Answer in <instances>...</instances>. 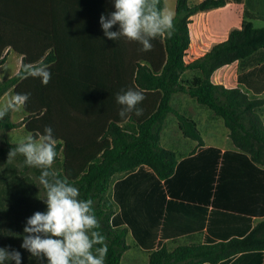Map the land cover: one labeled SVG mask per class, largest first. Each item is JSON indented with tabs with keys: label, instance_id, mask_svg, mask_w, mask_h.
<instances>
[{
	"label": "trees",
	"instance_id": "16d2710c",
	"mask_svg": "<svg viewBox=\"0 0 264 264\" xmlns=\"http://www.w3.org/2000/svg\"><path fill=\"white\" fill-rule=\"evenodd\" d=\"M104 3L105 16L115 11L114 0H104ZM224 4V0H203L189 6L187 0H176L174 32L170 38L152 40L153 47L146 52L141 51L142 45L137 43V49L132 52L135 61L124 62L126 55L122 49L116 53L121 60L113 67L115 76L119 78L113 88L116 93L121 89L143 92L145 99L138 105L143 109V114L139 117L133 112L128 118H121L118 114L121 108L119 104L118 112L117 107L111 112L113 109L105 102L109 113L102 111L103 101L97 97L100 92L97 89L103 88L99 77L103 70L112 69L110 65L87 68V97L83 96L86 94L83 91L76 90L71 91V97L66 96L70 84L59 78L42 86L44 94L33 97L32 77L21 79L18 75L25 64L24 59L18 73L5 81L0 80V98L8 91L12 94H29L23 107L25 117L22 122L27 134L36 137L44 133L46 126L53 128L57 140L54 163L58 162L60 152L62 158L60 169L55 172L79 189L80 199L93 201L94 214L100 225L96 230L106 238L108 246L105 264H120L122 254L128 249V234L136 247L148 254L147 264H229L236 256L253 258L254 264L262 263L264 221L253 224L250 216L211 211L204 225L203 241L178 246L172 251L166 249L163 241L174 240L177 236L160 227L165 217L171 216L169 213L175 204L169 201L164 204L162 188L175 195V187L172 189L171 184L178 181L181 173H188V162L193 160L190 157L178 164L176 153L160 146V134L168 115L175 117L184 138L196 141L199 147L203 145L196 123L171 106L175 94H187L221 119L234 148V151L221 154L224 161L227 156L233 157L238 172L248 169L264 175V123L261 120L264 99L249 98L238 88L225 89L210 82L216 70L264 50V27L255 28L250 22V15L246 13L248 20L242 23L239 30H232L226 41L212 46L203 57L192 63L186 65L183 60L189 45V17ZM158 7L163 9V0H160ZM2 8L0 2V66L4 63L5 56L2 55L6 48L10 47L18 53L12 36L2 33V18L7 17ZM55 55H58V51ZM53 58L56 56H47L43 63L48 64ZM60 70L59 66L49 68L55 74ZM187 71L194 75L187 78ZM244 87L254 96L264 91V88L257 89L255 86ZM52 88L66 91L46 92ZM114 103L117 104L116 94ZM99 110L104 114L97 113ZM10 114L11 111L0 120V130L17 127L11 122ZM3 142L0 157L16 147ZM207 152L203 154L211 155H204L208 156L205 160L210 165L216 164L220 151L208 148ZM17 156L25 159L22 155ZM23 165L24 170L28 171L30 167ZM21 174L24 175L23 172ZM115 176L121 179L112 182ZM16 180L11 178L14 184ZM216 186L218 192L219 189L225 190V185L219 186V179ZM110 188L111 197L108 199L106 194ZM10 189H0V248L28 253L21 248L26 225V220L19 218L18 209L23 206L22 201L19 200L18 190L15 187ZM146 193L150 198L148 195L145 200ZM25 207L23 213L27 214L30 206ZM200 210L204 212L202 208ZM201 216L204 218V213ZM3 225L7 231L2 230ZM39 263L47 264L46 258H41Z\"/></svg>",
	"mask_w": 264,
	"mask_h": 264
},
{
	"label": "crops",
	"instance_id": "0c3cea01",
	"mask_svg": "<svg viewBox=\"0 0 264 264\" xmlns=\"http://www.w3.org/2000/svg\"><path fill=\"white\" fill-rule=\"evenodd\" d=\"M202 1L187 0L189 6L197 5ZM224 1L225 4L222 7L198 12L189 17L187 25L189 45L186 50L188 63L203 57L212 46L226 41L232 30H239L242 23L248 20L245 17L246 13L250 15V22L255 28L264 27V0ZM0 2L3 4L2 9L7 16L2 18L1 30L3 32H1L12 36L18 50V53H15L8 47L3 52L2 56H5V60L2 67L8 58H12L13 66L8 71L5 80L18 73L23 59L25 64H37L47 56L51 58L56 56L47 65L49 68L59 66L61 70L58 74L50 71V82L58 78L67 80L70 86L67 87L66 96L70 95L71 97V91L76 90L83 91L86 93L83 96L87 97L86 86L88 85L86 83L89 82L88 76H86L87 68L92 65H100L104 68L110 65L112 69L103 70L99 77L103 88L97 89L100 90L97 97L103 101V112L109 113L107 106L113 109L111 112H114L117 107L118 112L119 105L114 103L116 92L113 86L118 83L119 78L115 76L113 67L117 65L116 63L120 64L121 57L116 53L122 49L126 55L123 58L124 62L135 61L132 58V52L137 49L138 42L129 41L124 37L114 41L104 36L99 23L101 14L105 15L104 0H0ZM167 2L172 3L168 8H166ZM163 3L162 10L168 9L175 14L176 0H163ZM7 18L17 21H8ZM117 30V26L112 29V31ZM57 51L58 55H55ZM118 71L119 69L117 74ZM193 75V72L185 73L187 78ZM213 77L218 86L225 89L238 88L245 92L249 98L264 99V91L258 96H254L244 87L247 85L249 88L253 86L257 89L264 88V50H258L243 60L216 70ZM31 83L33 97L36 98L39 93H45L39 78H32ZM80 85L85 86L81 87ZM63 90L52 88L51 90L47 89L46 92L66 91ZM196 105L198 104L196 103ZM99 111L97 113L104 114L101 110ZM176 111L192 119L196 123L199 133L200 128L210 130L211 121L201 127L194 117H190L188 112L191 110L186 106H182L181 110L177 109ZM15 113L17 112L11 111L10 120ZM166 120L160 134V146L175 152L178 164L190 157L193 160L188 162L190 165L186 170L188 173H181L178 181L171 184L172 189L175 187V195L170 194V190L168 192L167 188H162L161 193L165 195L164 204L168 201L175 204L169 213L171 216H166L165 221H161L160 227H163L167 233L177 236L174 240L168 239L163 242L173 244L183 241L185 242L183 245L201 243L205 234L204 225L211 211L220 210L250 216L253 224L264 221V175L248 169L238 172L233 157L227 156L224 161L221 154L225 151H234L228 138L227 129L225 128L226 133L222 144L212 142L213 139L208 138L209 134L200 133L203 145L199 147L196 141L184 138L178 127V133L182 138L181 142H162L161 135L165 131ZM261 120L264 123V114L261 115ZM11 122L13 121L11 120ZM208 148H217L220 151V156H216L218 162L214 165H210L205 160V157L208 156L204 155H211L203 154L208 153ZM210 167L214 168L210 169ZM217 178L219 186L225 185V190L219 189L218 192ZM120 179L119 177L114 181ZM148 195L149 193L145 194V200ZM201 208L204 212L200 210ZM202 213H204V218L201 216ZM250 263H253V258L236 256L229 264ZM261 264H264V251H262Z\"/></svg>",
	"mask_w": 264,
	"mask_h": 264
},
{
	"label": "clouds",
	"instance_id": "9594fccd",
	"mask_svg": "<svg viewBox=\"0 0 264 264\" xmlns=\"http://www.w3.org/2000/svg\"><path fill=\"white\" fill-rule=\"evenodd\" d=\"M160 0H114L115 11L107 16L101 14L100 25L104 36L117 41L121 37L142 45L141 51H150L152 40L170 38L174 32L175 14L161 10ZM117 31H112L114 26ZM21 79L39 78L43 85L51 80L49 66L43 61L22 65ZM29 99L27 93L10 95L0 102V120L10 111H20ZM145 96L142 91L121 89L116 102L121 106L119 116L128 118L130 113L143 114L138 105ZM57 140L53 128L46 126L44 133L34 137L28 134L11 148L8 160L22 155L24 164L40 169L39 184L46 191V212H35L27 218L21 248L37 260L46 258L47 264H105L108 252L106 238L96 229L99 221L93 210L92 200L79 198V189L60 178L52 166L57 157ZM21 264V253L15 249L0 248V264Z\"/></svg>",
	"mask_w": 264,
	"mask_h": 264
},
{
	"label": "rangeland",
	"instance_id": "374dc122",
	"mask_svg": "<svg viewBox=\"0 0 264 264\" xmlns=\"http://www.w3.org/2000/svg\"><path fill=\"white\" fill-rule=\"evenodd\" d=\"M193 1V0H191ZM171 2V1H170ZM167 2L166 8L172 3ZM168 10V9H167ZM7 40V39H6ZM12 58H8L5 62V65L0 66V80H5L8 71L12 69ZM10 95H13L11 91H8L0 98V102L6 100ZM171 106L175 110H181L182 106H186V108L190 109L189 111L190 117H194L201 125V127L205 126L208 121H211L210 130H206L205 128H200L199 131L202 134H209L208 139L212 142L222 144V140L224 138V134L226 133V129L221 121V119L215 117L208 109L202 107L200 105H196L195 101L191 99L184 93H177L173 96L171 102ZM18 113V114H17ZM15 113L13 118L11 119L17 127L11 130H0V154L2 153L1 149H4V142L11 145H16L17 142L28 135L24 130V126L22 125L23 118L25 117L23 109ZM21 116H18V115ZM177 121L173 115H168L165 131H163L161 137L162 142H181V136L178 133L177 129ZM210 126V125H209ZM204 129V130H203ZM218 139V142H217ZM229 145V142H227ZM231 146V145H229ZM61 152L58 155V162H55L52 166V170L56 171L60 169L61 165ZM24 159L16 156L13 159L8 160V153H5L0 157V189H6L10 187H15L18 190L19 200L22 201L21 207H19L18 211L20 213L19 218H22L27 221V218L31 217L35 212H46L47 205L44 202L46 199V191L42 185L39 184L38 177L40 175V169L30 167L28 171L24 170L25 167L23 165ZM24 170V171H23ZM23 172L24 175L21 173ZM11 178H17L15 184L11 181ZM119 178V176H115L112 179V182ZM18 182V184H17ZM10 191H12L10 189ZM111 197V188L106 194V198L110 199ZM6 207H8V203L5 202ZM29 205V212L27 214L23 213L25 211V206ZM2 218V216H0ZM2 230L7 231L6 226L3 225ZM9 235H12V233ZM23 238V237H22ZM185 242H177V243H167L166 249L169 251L174 250L178 246H183ZM0 245L1 242H0ZM126 245L128 249L122 254L120 264H147L148 263V254L142 252L138 247H136L134 241L128 235L126 237ZM40 259L37 260L35 257H32L28 252H21V264H40ZM9 264H15V261L9 262Z\"/></svg>",
	"mask_w": 264,
	"mask_h": 264
},
{
	"label": "built area",
	"instance_id": "2783aa9c",
	"mask_svg": "<svg viewBox=\"0 0 264 264\" xmlns=\"http://www.w3.org/2000/svg\"><path fill=\"white\" fill-rule=\"evenodd\" d=\"M186 52H185V54H184V57H183V60H184V63L187 65V64H189L188 63V60L186 59ZM214 74V73H213ZM213 74L211 75V77H210V82L212 83V84H214V85H216L217 83L215 82V79H214V77H213Z\"/></svg>",
	"mask_w": 264,
	"mask_h": 264
}]
</instances>
